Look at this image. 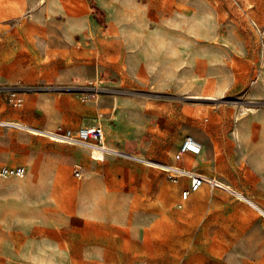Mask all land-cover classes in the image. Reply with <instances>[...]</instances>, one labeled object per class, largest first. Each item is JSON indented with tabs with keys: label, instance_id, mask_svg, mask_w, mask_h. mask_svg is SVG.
Returning a JSON list of instances; mask_svg holds the SVG:
<instances>
[{
	"label": "rangeland",
	"instance_id": "obj_1",
	"mask_svg": "<svg viewBox=\"0 0 264 264\" xmlns=\"http://www.w3.org/2000/svg\"><path fill=\"white\" fill-rule=\"evenodd\" d=\"M48 1L0 0V168L32 164L44 182L31 236L26 195L0 184V264H264V0H55L47 23ZM96 124L118 154L50 149V131ZM13 133L47 147L18 149ZM185 135L204 139L200 154H179ZM157 164L228 191L182 200L189 178ZM54 175L79 216L53 217Z\"/></svg>",
	"mask_w": 264,
	"mask_h": 264
},
{
	"label": "crops",
	"instance_id": "obj_2",
	"mask_svg": "<svg viewBox=\"0 0 264 264\" xmlns=\"http://www.w3.org/2000/svg\"><path fill=\"white\" fill-rule=\"evenodd\" d=\"M42 8L51 12V17H49V18H47V20H45L47 23L50 19L51 20L55 19V0H49L48 2H46L44 7H42ZM52 25L55 26V23L52 22ZM54 73H55V70H54ZM119 110L117 111V114L115 116V119L118 121L116 131L119 129V123L122 121L121 116H123V114H124V109L121 108V111H119ZM11 122H13V121H11ZM90 126H95V125H90ZM103 131H104V129H103ZM13 135L15 137H20L18 149H44L45 147H47V145H45V141L40 139V138H35L33 136L22 138L23 136L20 133H13ZM185 136H187V135H185ZM184 137H183V139H184ZM193 138L196 139L200 143L201 142L203 143V141H204V139L202 137L197 136V135H195V137H193ZM104 142L106 143L105 131H104ZM202 143H201V145H202V149H203ZM71 147H73V146H70V145H67L64 143L55 142V146L51 145L50 149H68ZM202 149H201V152H202ZM114 150L118 151L117 149H114ZM118 153H119V151H118ZM122 155L123 156L128 155V156H130V158H133V156H134V154L130 153V152H127V155H125V153L124 154L122 153ZM54 161L57 165H60V164L71 165V164L76 163L75 157L73 155H70V154H67V155L61 154L58 157H55ZM157 165L171 166L170 164H157ZM3 166H8V165H3ZM12 166H21V165H12ZM33 167H32V164H29L27 166V172H26L25 176L22 178H6V179L2 178L3 180H0V184H4L7 186H18V187H20V191H22V193L24 195H26V197H27V200L25 201L26 203H23L20 206L19 210L21 211L22 215H24L25 218L26 217L27 218L32 217L33 213H35V214H34V218H31L33 220L28 221L26 219V221L22 223L21 233H23V234L25 233V234H28L30 236L38 233L39 229H41L43 227V222H42L41 217H42V212L44 209V195H43L44 182L41 179V177L39 176V173L37 172V170ZM155 167H157V166H155ZM172 168H176L178 170L182 169L185 171L192 172L191 170H188L186 168H180L177 166L172 167ZM193 173H195V172H193ZM195 174L204 176V177L209 178V179L218 180L217 178L208 176L206 174H202V173H195ZM218 181L223 186L225 185V183L221 182L220 180H218ZM49 185L51 186L50 205L54 211L53 217H55V212H57L59 210H62L63 213H65V215L69 216V217L79 216L76 213V206L74 205V202L72 201V197H70V187H71L70 180L68 178L61 180V179L55 177V175H54L52 177ZM204 186H207V185L204 184L202 187H204ZM213 190L228 191L226 189H213ZM235 195L240 201H242V202H244V203H246L249 206L254 208L255 203L252 201V199H250L247 196H242V197H244V199H241L237 196L236 193H235ZM249 202L253 203V205L250 204ZM9 207L11 208V205ZM52 225L55 226V222Z\"/></svg>",
	"mask_w": 264,
	"mask_h": 264
},
{
	"label": "built area",
	"instance_id": "obj_3",
	"mask_svg": "<svg viewBox=\"0 0 264 264\" xmlns=\"http://www.w3.org/2000/svg\"><path fill=\"white\" fill-rule=\"evenodd\" d=\"M8 103L14 108H21L24 105V98L16 93L11 92L7 95ZM46 138L57 143H64L70 146H76L80 148L90 149L92 146L101 147L104 143V131L99 125L95 126H83L73 131L70 129L57 128L55 131H50L49 136ZM202 149L201 143H199L192 136L187 135L184 137L181 147L180 155L183 154H200ZM105 154H118V153H108L104 150ZM110 152V151H109ZM165 173L170 174V179L172 182L176 183L180 177L189 178V188L184 190L181 194L182 200H186L192 192L199 190L204 184L211 189H225L223 185L216 182L214 179H209L204 176L195 174L190 171H185L182 169L173 170L168 165H157ZM26 174V169L23 166H3L0 168L1 178H22ZM73 175L75 178H81V171L79 169H74ZM238 196V195H237ZM244 199L242 196H238ZM253 205V203L249 202ZM262 214V213H261ZM264 218V215L262 214Z\"/></svg>",
	"mask_w": 264,
	"mask_h": 264
},
{
	"label": "bare ground",
	"instance_id": "obj_4",
	"mask_svg": "<svg viewBox=\"0 0 264 264\" xmlns=\"http://www.w3.org/2000/svg\"><path fill=\"white\" fill-rule=\"evenodd\" d=\"M94 147H96V148H99V149H102V150H104V149H105V145H104V143L102 144V146H101V147H97V146H94ZM175 170H178V169H175Z\"/></svg>",
	"mask_w": 264,
	"mask_h": 264
},
{
	"label": "water",
	"instance_id": "obj_5",
	"mask_svg": "<svg viewBox=\"0 0 264 264\" xmlns=\"http://www.w3.org/2000/svg\"><path fill=\"white\" fill-rule=\"evenodd\" d=\"M128 156V155H127ZM128 157H130V156H128Z\"/></svg>",
	"mask_w": 264,
	"mask_h": 264
}]
</instances>
